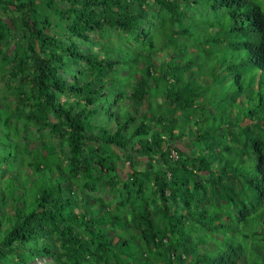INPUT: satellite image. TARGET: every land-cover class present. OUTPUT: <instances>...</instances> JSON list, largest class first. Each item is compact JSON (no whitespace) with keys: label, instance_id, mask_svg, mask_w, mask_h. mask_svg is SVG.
Returning a JSON list of instances; mask_svg holds the SVG:
<instances>
[{"label":"trees","instance_id":"obj_1","mask_svg":"<svg viewBox=\"0 0 264 264\" xmlns=\"http://www.w3.org/2000/svg\"><path fill=\"white\" fill-rule=\"evenodd\" d=\"M0 63V264H264V0H0Z\"/></svg>","mask_w":264,"mask_h":264},{"label":"rangeland","instance_id":"obj_2","mask_svg":"<svg viewBox=\"0 0 264 264\" xmlns=\"http://www.w3.org/2000/svg\"><path fill=\"white\" fill-rule=\"evenodd\" d=\"M92 37L96 38V35L93 34ZM110 37H111L110 41L116 43L114 36L110 35ZM131 44L132 43H129V45ZM185 51H190V50H185ZM210 51L211 48L205 51L202 50V60H197V62H195V64L192 66L191 69V74L194 73L195 78L197 79V82L200 84V86L203 87L204 89H207V95L210 96L209 98L210 100L207 101L209 105L214 103L213 100L215 98H220L222 100H225L227 97H230L233 93V85H232L233 83L231 82L232 76L226 74V77L224 78L222 75L223 72L227 73V70L221 68V66L218 64H216L215 66H209L203 63V56H205L204 52L208 53ZM200 63L202 64V67L201 65H198ZM7 69L8 66L2 65L0 63V99H3L6 103H8L9 106V105H13V95L11 92H9V89L5 86L6 81L8 80V76H6L5 74ZM226 104L228 105V102L225 100V105ZM23 134L24 133H21L22 136ZM27 135L28 138L26 139V143L29 149H35L37 146H39L41 140L39 139L38 133L36 132V130H34V128H31L30 131L27 133ZM22 141L23 139H21V142ZM23 173H22L23 176L25 177L29 176V171L25 170V172ZM6 174H7L6 169L4 167H1L0 165V178H3ZM22 186L25 189H28V184L25 185L22 184ZM115 194L116 193L114 189H107L106 191L99 190L98 192H96V195L101 196L105 201L107 200L112 201V199H114ZM0 203H1L0 205H3L2 207L5 208L7 212L12 213L14 208V202L10 198H6L3 192L0 193ZM29 264H53V262L51 259L39 258V259H35L33 262Z\"/></svg>","mask_w":264,"mask_h":264},{"label":"built area","instance_id":"obj_3","mask_svg":"<svg viewBox=\"0 0 264 264\" xmlns=\"http://www.w3.org/2000/svg\"><path fill=\"white\" fill-rule=\"evenodd\" d=\"M172 156H175V153H172Z\"/></svg>","mask_w":264,"mask_h":264}]
</instances>
